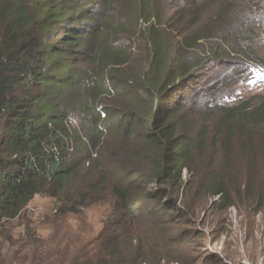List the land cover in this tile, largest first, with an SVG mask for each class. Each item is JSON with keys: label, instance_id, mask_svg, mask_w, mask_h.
I'll use <instances>...</instances> for the list:
<instances>
[{"label": "trees", "instance_id": "1", "mask_svg": "<svg viewBox=\"0 0 264 264\" xmlns=\"http://www.w3.org/2000/svg\"><path fill=\"white\" fill-rule=\"evenodd\" d=\"M263 68L264 0H0V264H185L259 212ZM38 196L99 231L30 242Z\"/></svg>", "mask_w": 264, "mask_h": 264}, {"label": "rangeland", "instance_id": "2", "mask_svg": "<svg viewBox=\"0 0 264 264\" xmlns=\"http://www.w3.org/2000/svg\"><path fill=\"white\" fill-rule=\"evenodd\" d=\"M254 96H264V70L254 79L238 84L233 89L231 99L238 101ZM52 207V202L40 196L35 197L30 203L28 209L32 220L30 242L56 238V236L62 239L69 233L81 237L82 230L85 233L91 232L89 237L92 238L101 227L103 212L94 209L79 217L65 218L63 224L55 226L56 234L50 226L45 225L48 218L46 214ZM205 216L203 219L204 213L197 215L196 228L204 234V238L196 240L193 245L196 253L192 254L195 258L185 264H264V203L259 212L248 208L241 210L230 208L218 220L214 213L209 212ZM4 247L3 252L6 253L7 245ZM12 250L14 251L15 248Z\"/></svg>", "mask_w": 264, "mask_h": 264}]
</instances>
